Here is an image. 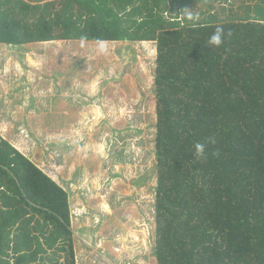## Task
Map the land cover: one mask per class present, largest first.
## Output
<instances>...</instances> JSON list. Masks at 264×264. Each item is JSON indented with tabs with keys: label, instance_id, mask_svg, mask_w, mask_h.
<instances>
[{
	"label": "trees",
	"instance_id": "16d2710c",
	"mask_svg": "<svg viewBox=\"0 0 264 264\" xmlns=\"http://www.w3.org/2000/svg\"><path fill=\"white\" fill-rule=\"evenodd\" d=\"M193 1L0 0V43L155 41L156 264H264V5L194 26L178 17ZM218 27L233 35L210 47ZM69 212L67 191L0 135V264H54L57 250L74 264Z\"/></svg>",
	"mask_w": 264,
	"mask_h": 264
},
{
	"label": "rangeland",
	"instance_id": "374dc122",
	"mask_svg": "<svg viewBox=\"0 0 264 264\" xmlns=\"http://www.w3.org/2000/svg\"><path fill=\"white\" fill-rule=\"evenodd\" d=\"M256 3L195 0L187 10L221 21ZM107 42L106 55L96 41L0 43V135L67 191L74 264H156V44ZM96 106L102 119L89 128ZM55 252L53 263L67 264Z\"/></svg>",
	"mask_w": 264,
	"mask_h": 264
},
{
	"label": "clouds",
	"instance_id": "9594fccd",
	"mask_svg": "<svg viewBox=\"0 0 264 264\" xmlns=\"http://www.w3.org/2000/svg\"><path fill=\"white\" fill-rule=\"evenodd\" d=\"M183 18L186 19L189 22H193V25L196 26L201 17L199 16L198 13H195L193 11H189L187 9H185L183 12ZM233 35V33L231 31H228L227 33H225L223 27H218L216 29V31L213 33V35L210 37L208 44L210 47H216L219 48L223 45L225 37H231ZM87 42V37H82L81 38V46L83 47ZM97 45H98V52L100 54H108V42L107 41H103V40H97L96 41ZM209 143H215L214 139H210ZM195 155L198 158H203L205 156V152H206V144L204 143H197L195 144ZM215 155H219V153H214Z\"/></svg>",
	"mask_w": 264,
	"mask_h": 264
},
{
	"label": "crops",
	"instance_id": "0c3cea01",
	"mask_svg": "<svg viewBox=\"0 0 264 264\" xmlns=\"http://www.w3.org/2000/svg\"><path fill=\"white\" fill-rule=\"evenodd\" d=\"M7 45V44H6ZM53 96V95H52ZM66 97V96H65ZM64 99V98H63ZM65 102L64 103H66V99L64 100ZM38 166V165H37ZM39 167V166H38ZM40 169H41V167H39ZM42 171H43V169H41ZM44 172V171H43Z\"/></svg>",
	"mask_w": 264,
	"mask_h": 264
}]
</instances>
